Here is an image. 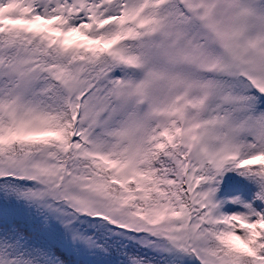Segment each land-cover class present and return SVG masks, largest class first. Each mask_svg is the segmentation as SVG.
Segmentation results:
<instances>
[{
  "label": "snow or ice",
  "instance_id": "obj_1",
  "mask_svg": "<svg viewBox=\"0 0 264 264\" xmlns=\"http://www.w3.org/2000/svg\"><path fill=\"white\" fill-rule=\"evenodd\" d=\"M0 264H264V0H0Z\"/></svg>",
  "mask_w": 264,
  "mask_h": 264
}]
</instances>
